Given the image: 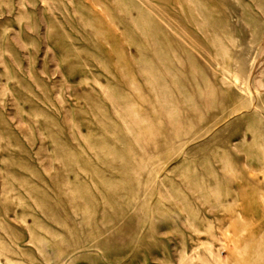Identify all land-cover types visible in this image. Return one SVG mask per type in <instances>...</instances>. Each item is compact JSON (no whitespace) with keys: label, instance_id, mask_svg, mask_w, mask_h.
I'll use <instances>...</instances> for the list:
<instances>
[{"label":"rangeland","instance_id":"obj_1","mask_svg":"<svg viewBox=\"0 0 264 264\" xmlns=\"http://www.w3.org/2000/svg\"><path fill=\"white\" fill-rule=\"evenodd\" d=\"M0 264H264V0H0Z\"/></svg>","mask_w":264,"mask_h":264}]
</instances>
